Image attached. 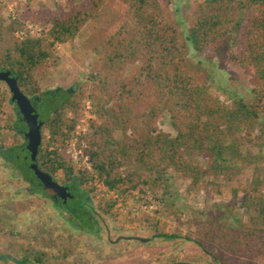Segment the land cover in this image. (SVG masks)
Masks as SVG:
<instances>
[{
	"label": "trees",
	"instance_id": "obj_1",
	"mask_svg": "<svg viewBox=\"0 0 264 264\" xmlns=\"http://www.w3.org/2000/svg\"><path fill=\"white\" fill-rule=\"evenodd\" d=\"M105 1L82 0L64 18L37 15L48 25L45 34L39 37L16 38L21 19L15 17L6 22L0 16V70L16 78L21 93L32 100L34 106L37 104L35 108L38 113L40 109L42 115L39 114L43 125L37 166L54 181L57 172L62 171L63 179L59 184L68 187L72 198L65 203L59 201L56 206L74 216L84 227L94 221L87 208L88 192L81 189L85 177L82 172H74L57 145L64 143L78 121L85 87L73 93L61 89L56 93L54 90L42 93L36 75L42 66L54 60L56 45L72 40L80 28L97 15ZM108 1L119 19L102 42L106 51L102 68L88 78L97 84L96 91L106 95L104 102H98L96 111L112 125L92 124L90 133L83 137L93 171L111 190L117 184L132 183V175L121 177L115 172L125 163L139 165L148 173L150 187L156 189L163 187L168 169L190 180L192 186L205 176L218 175L229 161L225 157L228 151L231 158L236 154L234 143L225 146L222 139L252 129L257 118L262 122L259 129L264 134V0H197L193 24L184 37L170 16L169 5L173 0ZM227 43L232 49L227 52L228 61L243 69L253 82L251 101L237 99L231 107L212 96L200 81L188 59L187 46L190 45L197 57L215 56ZM130 63L139 64L131 81L112 86L109 77ZM163 114L168 115L173 134L155 128V122ZM13 122L11 130L21 142L8 149L0 147V155L13 175L18 172L33 189L52 194L42 188L28 168L29 153L23 137L26 125L17 117ZM115 130L123 135L121 141L113 137ZM192 151L209 157L213 162L210 169L194 165L187 158ZM262 179V171L256 166L253 188L235 204L246 215L248 224L235 231L231 243L225 241L229 227L223 226L220 220L214 222L213 227L218 231L215 242L228 252L249 245L257 251L264 249ZM155 235L164 239L178 237ZM186 240L195 242L213 259V264H233L224 253L211 251L210 245ZM7 259L11 258L0 255V261ZM15 262L42 264L41 254L27 248Z\"/></svg>",
	"mask_w": 264,
	"mask_h": 264
},
{
	"label": "rangeland",
	"instance_id": "obj_2",
	"mask_svg": "<svg viewBox=\"0 0 264 264\" xmlns=\"http://www.w3.org/2000/svg\"><path fill=\"white\" fill-rule=\"evenodd\" d=\"M81 2L0 0V16L6 22L15 17L21 19L22 26L15 33L16 38L39 37L48 29L40 17H67ZM196 2L173 0L169 5L170 16L183 37L193 24ZM118 19L119 15L106 0L97 15L89 19L72 40L56 45L54 60L42 66L36 75L42 93L56 89L73 93L79 87H85L78 121L69 137L57 147L74 172L83 173L85 180L81 189L88 192L87 208L94 221L84 227L74 216L58 208L50 193L33 189L18 172L13 175L10 166L0 157V255L11 258L0 261V264H17L15 261L27 248L41 254L42 264H213L209 255L186 238L210 245L211 251L215 249L224 253L233 264H264V249L257 251L249 245L228 252L215 242L218 231L213 227L216 220L229 227L225 240L229 244L235 231L248 224L246 215L235 204L253 188L251 183L256 166L264 176V134L259 129L262 125L260 118L252 129L222 139L225 146L234 143L235 157L231 158L228 151L226 168L218 175L203 177L195 186L168 169L163 187L156 189L150 187L148 173L139 165L125 163L115 172L121 177L132 175V183L117 184L111 190L93 171L83 137L90 133L92 124L107 122L96 111L98 102H104L106 95L96 91L97 84L88 77L102 68L106 52L102 42ZM187 46L188 59L212 96L228 107L237 99L251 101L252 79L243 69L228 61L227 52L232 50L229 43L215 56L203 54L197 57L190 45ZM138 69V63H130L113 73L109 77L112 86L129 83ZM10 96L6 85L0 82L2 149L21 142L11 130L17 114ZM38 114L41 115L40 109ZM155 128L173 134L167 114L157 119ZM113 137L121 141L123 135L115 130ZM187 158L205 170L213 164L209 157L194 151ZM55 178L59 183L63 179L62 171L59 170ZM261 181L264 194V179ZM132 185L135 187L131 188ZM156 233L178 237L164 239L156 237ZM120 237H139L148 241H116Z\"/></svg>",
	"mask_w": 264,
	"mask_h": 264
},
{
	"label": "water",
	"instance_id": "obj_3",
	"mask_svg": "<svg viewBox=\"0 0 264 264\" xmlns=\"http://www.w3.org/2000/svg\"><path fill=\"white\" fill-rule=\"evenodd\" d=\"M0 82H3L8 88L11 96L10 101L16 106V113L20 115L21 122L26 125V131L23 133V137L26 141L25 149L29 153V165L28 168L33 172L34 176L38 180L39 184L44 190H49L53 194V198L60 199L63 203L67 199H71L72 195L66 186L60 185L54 181L53 178L42 172L37 166V154L38 148L41 143V128L43 122L39 119V114L32 102L24 94L21 93L17 86L16 78L7 71L0 70ZM68 92H71L69 90ZM125 240H135L138 242L146 243L148 239L139 237H120Z\"/></svg>",
	"mask_w": 264,
	"mask_h": 264
},
{
	"label": "flooded vegetation",
	"instance_id": "obj_4",
	"mask_svg": "<svg viewBox=\"0 0 264 264\" xmlns=\"http://www.w3.org/2000/svg\"><path fill=\"white\" fill-rule=\"evenodd\" d=\"M57 91H58V89L54 90L55 93H56ZM66 91H68V90H66ZM35 106H37V104H35ZM16 114H17V113H16ZM16 117H17L18 120L21 121V119H20V115H16ZM9 148H12V147H9ZM6 149H8V148H6ZM0 157L3 159L2 155H0ZM3 160H4V159H3ZM51 193H52V192H51ZM50 198H51V200L54 202V204H57V203H59V201H61L60 199H55V198H53V194H50Z\"/></svg>",
	"mask_w": 264,
	"mask_h": 264
},
{
	"label": "built area",
	"instance_id": "obj_5",
	"mask_svg": "<svg viewBox=\"0 0 264 264\" xmlns=\"http://www.w3.org/2000/svg\"><path fill=\"white\" fill-rule=\"evenodd\" d=\"M152 205H153V204H152ZM150 208H152V209H153V208H154V206H150Z\"/></svg>",
	"mask_w": 264,
	"mask_h": 264
}]
</instances>
